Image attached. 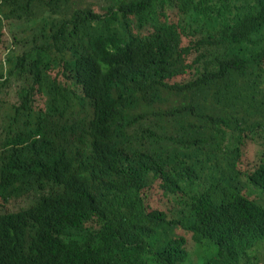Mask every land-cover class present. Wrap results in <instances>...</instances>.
Here are the masks:
<instances>
[{
    "label": "trees",
    "instance_id": "obj_1",
    "mask_svg": "<svg viewBox=\"0 0 264 264\" xmlns=\"http://www.w3.org/2000/svg\"><path fill=\"white\" fill-rule=\"evenodd\" d=\"M83 1L0 0V264H264V0Z\"/></svg>",
    "mask_w": 264,
    "mask_h": 264
},
{
    "label": "rangeland",
    "instance_id": "obj_2",
    "mask_svg": "<svg viewBox=\"0 0 264 264\" xmlns=\"http://www.w3.org/2000/svg\"><path fill=\"white\" fill-rule=\"evenodd\" d=\"M104 0H84L82 2V5L87 7L90 5V7L93 8L94 12L101 13L103 12V6ZM171 17L178 19L177 15L172 13L170 14ZM24 35H28V32L25 31ZM7 34L4 38V46H7ZM187 44H189V41L187 40ZM17 53H20V50H16ZM1 70V68H0ZM23 85V80L21 78H18L17 76H13L9 83H7L4 87L1 89L0 94V131L3 128L4 124L7 121V117L12 114V104L18 103L17 102V95L20 91L21 87ZM220 89V88H219ZM189 100L196 101L198 99H201L202 103H206L207 105L204 108H210L213 109L214 112H224L225 110V100L222 97V95L218 94L215 95V88L212 84L208 90L201 89L197 92H189L184 95ZM192 96H195L192 98ZM38 107H43V99H40L38 102ZM259 162V147L258 146H249L246 155L244 156V159L241 164V168L244 171H251L256 164ZM148 200V206H150L153 210H159V211H165V210H176L177 204L173 201H170L168 198H166L163 195V192L158 191L157 189L153 192L150 191ZM170 214V212H169ZM181 233H183L181 231ZM186 237H188L189 240V249L192 251L194 249V242L191 240L192 236L191 234H186ZM203 255V252L195 249V255L194 256H201Z\"/></svg>",
    "mask_w": 264,
    "mask_h": 264
},
{
    "label": "bare ground",
    "instance_id": "obj_3",
    "mask_svg": "<svg viewBox=\"0 0 264 264\" xmlns=\"http://www.w3.org/2000/svg\"><path fill=\"white\" fill-rule=\"evenodd\" d=\"M176 259V258H175Z\"/></svg>",
    "mask_w": 264,
    "mask_h": 264
}]
</instances>
